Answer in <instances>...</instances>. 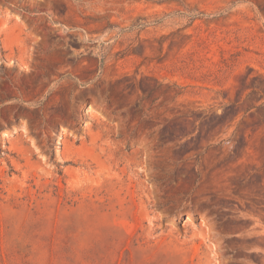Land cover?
<instances>
[{
  "label": "rangeland",
  "instance_id": "rangeland-1",
  "mask_svg": "<svg viewBox=\"0 0 264 264\" xmlns=\"http://www.w3.org/2000/svg\"><path fill=\"white\" fill-rule=\"evenodd\" d=\"M0 264H264V0H0Z\"/></svg>",
  "mask_w": 264,
  "mask_h": 264
}]
</instances>
